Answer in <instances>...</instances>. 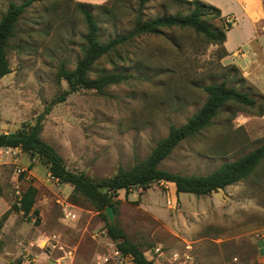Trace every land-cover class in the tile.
Segmentation results:
<instances>
[{
    "label": "rangeland",
    "instance_id": "rangeland-1",
    "mask_svg": "<svg viewBox=\"0 0 264 264\" xmlns=\"http://www.w3.org/2000/svg\"><path fill=\"white\" fill-rule=\"evenodd\" d=\"M10 1L24 0H0V19ZM113 2L82 7L76 0H43L21 16L7 49L12 72L0 79L3 129L17 131L23 123H34L67 90L59 70L75 69L84 55L81 9L93 13L103 43L131 31L138 1ZM177 11L187 10L172 0H154L143 17ZM223 17L234 26L232 17ZM211 23L223 28L224 22ZM242 23L231 32L229 44H212L175 28L119 47L96 62L90 77L124 73L130 78L104 94L83 89L54 105L43 122V140L68 170L106 180L146 159L171 126L185 124L203 106L205 86L226 80L257 99V108L224 107L208 128L179 144L159 167L208 175L262 147L264 41L257 36L242 46L247 40ZM256 34L262 37L264 29ZM13 149L0 148V218L3 206L17 202L29 185L38 190L34 209L39 215L19 212L0 225V264H120L102 212L83 198L74 203L71 185L54 179L38 157ZM114 201L115 223L155 264H264V158L246 179L208 195H177L175 184L156 182L146 189L121 190ZM159 247L161 257L155 253ZM122 264L133 263L126 257Z\"/></svg>",
    "mask_w": 264,
    "mask_h": 264
},
{
    "label": "trees",
    "instance_id": "trees-1",
    "mask_svg": "<svg viewBox=\"0 0 264 264\" xmlns=\"http://www.w3.org/2000/svg\"><path fill=\"white\" fill-rule=\"evenodd\" d=\"M37 1L43 0H24L20 3L10 1L5 14L0 19V79L12 72L7 49L15 34L17 24L21 16ZM137 1V17L131 31L105 43L100 41L99 24L93 13L87 8L81 9L86 24L84 55L77 62L75 69L68 70L62 66L59 70V77L66 81L67 90L63 91L49 106H46L44 112L37 117L34 123H23L21 128L13 133H4L0 127V148H19L31 157L41 159L49 166V172L54 179L73 187L71 199L74 203H78L80 198H83L102 212L108 236L122 256L131 257L134 264H155L146 258L139 246L130 241L118 223L111 224L106 214H103L108 206H113L115 210L114 197L117 193L121 190L128 192L133 187L146 189L156 182H170L175 184L177 195L181 193L196 196L208 195L250 176L264 158V145L234 162L222 165L208 175L174 174L159 167L179 144L208 128L224 107L236 105L249 109L257 108L259 104L257 99L251 97L248 92H241L229 86L228 81L224 80L205 86L204 91L207 98L203 106L185 124L171 126L168 135L157 143L150 155L132 168L121 169L115 176L101 181H94L83 173L73 172L66 168L63 158L56 149L44 141L41 136L46 115L50 113L54 105L64 102L71 94L83 89L104 94L109 86L120 84L130 78L124 73H109L98 78H91L90 73L98 60L117 51L119 47L135 38L144 35H160L165 29L191 30L203 36L209 43L224 44L227 32L232 28L231 22L224 21L219 8L202 0H172L177 5H184L187 11H177L148 20L144 19L143 12L145 6L154 0ZM118 2L119 0H114L113 4ZM78 4L82 7L92 6L81 2ZM214 20L224 22L223 28L214 26L211 23ZM262 102L264 104V98ZM37 193L38 190L33 185H29L21 198L1 216L0 225L8 219L12 212H22L24 216L32 212L39 215V211L34 209ZM38 221L39 219L36 222Z\"/></svg>",
    "mask_w": 264,
    "mask_h": 264
},
{
    "label": "crops",
    "instance_id": "crops-1",
    "mask_svg": "<svg viewBox=\"0 0 264 264\" xmlns=\"http://www.w3.org/2000/svg\"><path fill=\"white\" fill-rule=\"evenodd\" d=\"M76 1L81 3L103 4L105 2H108L109 0H76ZM202 1L219 8L222 12V16L232 17L235 20L234 26L227 33V37H226L227 44H229L231 40V32L233 31V29H235V27H239L241 21L244 22L242 23L241 28L247 34L246 36L247 40H245L242 43V46L251 44V42H253V40L257 38V36L264 41V35L261 37L256 34L258 31L264 29V0H202ZM237 47H239V45L233 48H237ZM0 127L4 133L15 132L14 130H10L7 128L3 129L1 125ZM7 149L14 150L13 148H7ZM10 208L11 206H9L6 203V207L3 206V209L5 210L4 213ZM17 213L19 212H12L7 219L8 222L17 218L18 217Z\"/></svg>",
    "mask_w": 264,
    "mask_h": 264
},
{
    "label": "built area",
    "instance_id": "built-area-1",
    "mask_svg": "<svg viewBox=\"0 0 264 264\" xmlns=\"http://www.w3.org/2000/svg\"><path fill=\"white\" fill-rule=\"evenodd\" d=\"M49 244H51V239L45 241L44 246H48ZM52 246L54 247L53 244H52ZM155 253L158 254V257H161L164 254L163 251H162V249H161V247L156 248L155 249ZM126 257H129V256H126ZM126 257L125 256H122V254L118 250L115 251V258L118 260V263L122 264L124 262V260L126 259ZM129 258L132 261V258L131 257H129ZM107 261H109V258L108 257L105 258V262H107ZM132 263H133V261H132Z\"/></svg>",
    "mask_w": 264,
    "mask_h": 264
},
{
    "label": "water",
    "instance_id": "water-1",
    "mask_svg": "<svg viewBox=\"0 0 264 264\" xmlns=\"http://www.w3.org/2000/svg\"><path fill=\"white\" fill-rule=\"evenodd\" d=\"M105 214L111 224H115L116 221V213L113 206H108L105 209Z\"/></svg>",
    "mask_w": 264,
    "mask_h": 264
}]
</instances>
